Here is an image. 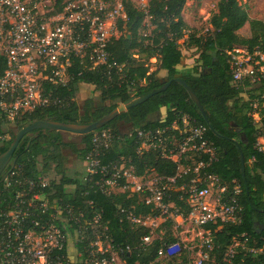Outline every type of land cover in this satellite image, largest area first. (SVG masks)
Here are the masks:
<instances>
[{"label": "trees", "instance_id": "trees-1", "mask_svg": "<svg viewBox=\"0 0 264 264\" xmlns=\"http://www.w3.org/2000/svg\"><path fill=\"white\" fill-rule=\"evenodd\" d=\"M62 0H58L60 3ZM186 0H149V31L144 26L145 14L130 2L124 1L127 14L125 22L118 23L120 36L107 45L108 64L115 63L121 69L101 67L87 70L78 61L70 73L72 80L65 87L52 88L56 105L36 110L16 121L8 141L0 147V154L7 151L15 134L32 123L49 119L55 122L87 125L97 121L114 110L119 104L132 97L144 96L159 89L174 78H181L197 96L206 119L203 118L187 91L172 81L163 92L144 103L119 115L101 129L81 136V147H73L78 161L83 162L91 151L94 133L108 129L111 140L100 156L102 165L121 163L131 167L137 176L148 174L172 178L177 164L161 156L160 149L141 150V137L145 134L168 129L181 115H187L195 125L206 127L205 137L216 149L215 160L206 171L216 175L223 183L232 187L235 181L240 187L237 202L241 209L236 223L217 222L209 224L212 250L207 264H264V153L256 145L264 141V75L252 83L245 78L238 82L232 79L230 55L235 49L249 54L264 51V20L249 19L246 7L238 0H218L216 12L210 17L211 31L203 36L189 33L184 38L187 25L182 18ZM247 27L249 36L241 37L239 31ZM193 48L197 53L191 68L179 67L183 61L181 45ZM155 59L157 70L150 71L149 61ZM264 67V62L261 63ZM162 73L163 77H158ZM80 85H89L97 94L96 99H86L81 105L76 100ZM257 105L254 108V105ZM162 109L161 119L151 120L152 115ZM257 113L259 120L253 119ZM124 126L126 131L121 129ZM36 132V131H35ZM40 133V132H39ZM168 142L178 141L175 130L163 135ZM51 137L45 134L29 139L25 136L17 146L13 158L21 174L37 179L43 174H54L56 182L51 185L53 197L71 202L78 211H86L87 217L100 214V222L106 227L111 246L119 251L125 264H190L192 254L181 247L172 257L159 258L157 253L162 242H176L173 235L174 222L166 220L161 228L163 241L154 240L150 245H141V238L148 234L144 227H134L125 218L124 212L135 216H157L159 212L146 205L137 194L117 193L105 195L96 186L99 176L82 180V171L67 174L65 160L59 149L50 151ZM244 158L245 181L242 179L239 150ZM191 175L176 180L174 188L164 197L163 202L171 205L170 211H178L184 218L189 213L186 185ZM47 188V191H49ZM11 195L9 188L0 190V197ZM99 232V231H98ZM180 232V230H179ZM236 244V245H235ZM81 250V245H76ZM129 249L127 252L125 249ZM124 250V251H123ZM229 250L231 254L227 255ZM71 264H83L75 261Z\"/></svg>", "mask_w": 264, "mask_h": 264}, {"label": "built area", "instance_id": "built-area-1", "mask_svg": "<svg viewBox=\"0 0 264 264\" xmlns=\"http://www.w3.org/2000/svg\"><path fill=\"white\" fill-rule=\"evenodd\" d=\"M124 1L0 0V147L8 141L16 121L57 104L51 87H65L72 80L70 71L75 61L87 70L106 66L120 71L115 63L108 64L106 48L121 34L118 23L127 20ZM127 1L145 14L144 26L149 31V0ZM240 50L228 53L232 79L238 82L248 78L254 83L264 75V51L249 54ZM253 119L259 120L257 113H253ZM170 129L177 131L180 139H171L168 143L172 147L168 149L163 135ZM206 131V127L195 125L182 114L179 125L174 122L170 128L154 134L139 133V152L160 149L162 157L177 164L172 178L137 176L123 160L102 165L100 156L111 140L108 129L93 134L91 151L82 162L84 182L99 176L96 186L101 193L137 194L159 212L157 216H135L131 211H122L131 225L148 230L141 238L142 246L154 240L163 241L161 225L173 220V235L178 241L162 242L159 258L175 256L184 247L196 255L192 264H207L212 250L208 225L239 221V185L232 181L229 187L206 171L216 155L214 145L205 137ZM256 148L264 153L262 139ZM8 170L4 187L11 190V195L0 197V264H71L79 260L83 264H125L120 256L122 250L111 246L100 214L87 217L86 211H78L71 202L53 197L55 192L49 188L56 182L54 174L34 179L21 174L16 165ZM187 175H191L189 181L179 188L186 190L190 208L184 218L177 210L171 212V205L163 200L169 191L177 190L176 180ZM185 222L197 229L198 246L193 249L183 245L186 240L179 238ZM78 244L82 246L79 251ZM231 253L229 250L227 255Z\"/></svg>", "mask_w": 264, "mask_h": 264}, {"label": "rangeland", "instance_id": "rangeland-1", "mask_svg": "<svg viewBox=\"0 0 264 264\" xmlns=\"http://www.w3.org/2000/svg\"><path fill=\"white\" fill-rule=\"evenodd\" d=\"M218 0H186L182 8V18L187 25V30L184 38L187 37L189 33H196L197 36H203L211 31V26L209 24L210 17L216 12V3ZM242 5L246 7L247 16L249 19H261L264 20V0H238ZM241 37L249 36V31L247 27H244L239 31ZM181 50L183 53V61L179 67L191 68L195 64L197 58V53L193 48L188 49L186 45H181ZM242 51V50H240ZM241 56V54H239ZM150 71L157 70L158 66L156 60L150 59L149 61ZM163 74L159 73L158 77L162 78ZM96 99L97 94L93 92V88L89 85H80L76 93L75 100L81 105L88 98ZM165 114V110L162 109L158 114L152 115L151 120L161 119ZM257 121V120H256ZM122 131L125 132L127 129L124 126ZM80 136L75 137L74 143L77 144L80 141ZM81 145L77 144V148H80ZM66 172L67 174H73L75 172H81L83 165L82 162L78 161L76 155L66 156ZM152 177V174L148 175L147 178ZM174 229V228H173ZM172 229V231H173ZM196 231L194 225H191L189 222H185L180 229L179 238H183V245L191 247L192 249L198 246V238L196 237ZM189 243V244H188ZM73 249V248H72ZM190 264L196 259V255L190 254L189 256ZM160 264H166L165 262H160Z\"/></svg>", "mask_w": 264, "mask_h": 264}, {"label": "water", "instance_id": "water-1", "mask_svg": "<svg viewBox=\"0 0 264 264\" xmlns=\"http://www.w3.org/2000/svg\"><path fill=\"white\" fill-rule=\"evenodd\" d=\"M172 81L180 84L181 86L184 87V89L187 91L190 99L192 102L196 105L197 109L201 113L204 119H206V116L204 114L203 108L195 95V93L191 90V88L179 77L174 78ZM169 81L162 85L159 89L156 91L146 94L144 96H139V97H132L131 99L127 100L126 102L119 104L114 110H112L110 113L106 114L102 118L98 119L97 121L87 124V125H75V124H68V123H60V122H55L49 119L45 120H39L31 125H28L21 130H19L9 148L7 149L6 152L0 154V174L1 172L8 166L12 168L16 164V158H13V154L19 145L20 141L27 136L28 134L39 131V130H47L49 132H63V133H69L71 135H76V136H83L87 135L89 133L95 132L102 127L106 126L109 124L111 121H113L116 117H118L121 114L126 113L130 109L144 103L147 101L149 98L152 96L159 94L166 90L170 84ZM239 158H240V168H241V174H242V179L245 181V168H244V158L241 149L239 148ZM5 177L1 179V182L4 181Z\"/></svg>", "mask_w": 264, "mask_h": 264}, {"label": "flooded vegetation", "instance_id": "flooded-vegetation-1", "mask_svg": "<svg viewBox=\"0 0 264 264\" xmlns=\"http://www.w3.org/2000/svg\"><path fill=\"white\" fill-rule=\"evenodd\" d=\"M39 134H45L47 137L52 138L51 141L53 143V146L50 147V151L53 152L55 151V149H59V152L61 156L64 158L65 162H66V158H65L66 156H72L74 154L72 151L73 147H77V144L81 145V139L77 144L74 143L75 137H77L76 135H71L69 133H63V132H49L47 130H39L28 134L27 137L29 139H32L39 136ZM9 167L10 166L6 167L0 174V190L4 186V181L1 182V179H3L7 175L9 171L8 170Z\"/></svg>", "mask_w": 264, "mask_h": 264}]
</instances>
